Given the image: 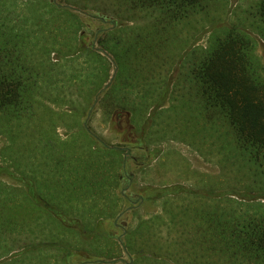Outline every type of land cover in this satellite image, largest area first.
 <instances>
[{
  "label": "trees",
  "instance_id": "1",
  "mask_svg": "<svg viewBox=\"0 0 264 264\" xmlns=\"http://www.w3.org/2000/svg\"><path fill=\"white\" fill-rule=\"evenodd\" d=\"M226 1L115 0L124 9L145 10L152 19L138 24L134 16L129 25L113 19L106 27L92 22L95 16L104 22L103 14L90 11L104 6L90 0H0V115L10 124L8 143L0 150V264H264V65L249 28L264 44V0L247 7L249 25L230 17ZM212 3L222 14L209 21L204 44L197 43L198 35L175 59L174 53L148 57L180 38L177 24L197 14L206 18ZM167 64L170 69L161 73ZM175 67L176 75L170 73ZM141 81L149 86L139 87ZM144 94V125L153 110L174 108L182 114L175 104L182 95L181 105H194L204 121L224 127L207 135L225 137L219 166L226 184L209 190L182 183L158 187L147 197L158 200L160 208L136 216L119 233L115 218L121 207L111 218L97 209L87 220L48 201L37 181L57 175L59 167L74 180L93 181L82 191L87 196L106 197L112 179L106 187L100 170L106 163L120 166L121 150L104 147L74 123L76 110L85 111L96 99L111 123L119 111L130 114L132 97ZM152 95L158 99L151 101ZM77 100L85 102L83 109ZM166 101L171 103L163 107ZM53 104L75 110H55ZM60 124L67 129L64 137H91L87 156L82 149L88 145L77 150L60 138ZM25 134L39 138L21 145L15 137ZM21 157L37 159L35 170L25 169ZM49 158L54 168H45ZM78 167L94 173L80 174ZM117 176L125 177L122 171ZM57 226L70 234L71 246L54 237ZM123 250L130 259L115 261Z\"/></svg>",
  "mask_w": 264,
  "mask_h": 264
},
{
  "label": "rangeland",
  "instance_id": "2",
  "mask_svg": "<svg viewBox=\"0 0 264 264\" xmlns=\"http://www.w3.org/2000/svg\"><path fill=\"white\" fill-rule=\"evenodd\" d=\"M56 1L63 2L64 0ZM253 1L254 0H227L225 7L232 11L230 17L233 20L235 15H237L244 18V22L249 25L251 19L246 17V9ZM90 3L104 6V9L90 10L91 15H98L99 17V15L103 14L105 17L103 23L99 22L98 18H95L97 16L92 17L91 20L95 26L104 25L107 27L110 21H114L113 19H116L117 21L119 20L129 25L133 23L131 19L134 20V18H132L134 16L137 18L136 22L138 24L145 23L146 21L149 22L152 19L150 15L148 16L145 10L124 9L123 6H119L118 4L120 3H116L115 0H90ZM209 10L210 13L206 18H204L203 14H197L177 24V26H175L178 29L176 32L181 39H172V44L167 46V48H161L163 52L165 51L164 53L161 52V54H157L156 49L154 52L147 54L148 57L154 59V57L157 55V57L154 59L156 60L161 59L160 56L164 57V54H166L165 56L170 58L168 55L170 53H174V57L172 59H175L176 52L181 51L180 47H182L186 42H191L193 37L198 35L201 36V39L198 40L197 43L204 44L207 37L206 30L209 29L211 24L209 21L215 19L217 13L220 15L222 14V11L216 9L213 3L209 6ZM203 27L204 29H202ZM249 28L254 31V35L258 39L256 51L260 55L264 65V44L257 36L256 29H252L251 24L249 25ZM169 30L171 32L173 31L172 29L168 28L166 29V32L169 33ZM95 47H98L97 43H95ZM162 59H165V57ZM162 64L163 62L161 63L160 67ZM169 69L170 66L167 64L163 67L161 73H165V70ZM179 70L180 72L184 71V67L182 66L179 68ZM177 71L178 67H175L171 69L170 73L176 75ZM127 74L128 73H126V75ZM128 75H130V73ZM110 79L111 76L108 80ZM107 82H105L103 85L106 84L107 86ZM131 82L132 81H130V83ZM136 84H138L137 80ZM148 86V82L141 81L139 87H143L145 89ZM104 88L102 86L101 89L98 90V93L100 94ZM179 91L182 92V90ZM109 94L115 95L116 92L112 91L111 89ZM118 95L120 96L121 93L119 92ZM181 98L182 95H179L177 100H175L177 102L175 104L179 106V111H182V114L178 113V110L174 108L166 109L164 112L163 109L165 108H162L161 110H153L151 118L148 120L147 124L143 125V109L144 105L147 104L148 94H144L142 98L138 96L132 97V100L134 101L129 102V119L136 130L134 136H139L137 137V140H134L135 137H122L128 131V126L124 124L126 111H119L114 114L109 126L102 123L99 107L93 113L90 119L92 126L103 136L106 141H108V143L129 147L135 156L138 155L136 160L130 157L127 159L129 171L134 172L135 175V177L133 176L134 179L132 183L127 186V180L125 178H122L119 183L118 190L125 196V199L122 200L121 203V209L123 210L115 218L119 226L116 229L118 233L120 232L121 227L123 228L128 221L130 222V220H134L136 216L140 215L145 217L151 212V210H158V208H160L158 200L152 201L147 197L150 194H155L158 187L177 184V182H174L177 179L186 180L185 183L192 187L199 189L207 188L208 190L216 186H222V183L226 184V179L228 178L220 174L221 170L219 166V158L224 153V149L220 146V143L223 142L225 137H209L207 135L208 133H214V135H217L219 131H224V127L218 125L217 122L209 123L204 121L202 115L197 113L198 110L194 107V105H181ZM156 99H158V97L152 95L151 101ZM84 103V101H79L80 105L78 104V106L83 109ZM93 103L97 104L96 99L93 100L91 104L94 105ZM169 103L171 102L166 101L165 106H168ZM53 106L57 108V110H65L66 112L70 113H73V110H75L73 108H70V110L65 104H53ZM76 111H79L77 116H79L82 122H84L87 118L89 107L85 111ZM180 116H182V118ZM186 118H188V120ZM3 121L4 117L0 115V150L3 149L8 143L7 129L10 127L9 123L4 124ZM66 130L67 129L65 126L59 125V127H57V132L61 135H64ZM17 134L19 133L8 135L13 137ZM34 138L39 137H32L28 134H25V137H15V139L18 140L21 145H23V142L24 144H29V142L32 143ZM41 138L43 137H40V139ZM123 138L125 140H123ZM136 142L142 143V147H138L137 145L134 146V143ZM227 144L228 143H226V146L228 147ZM66 145H75L76 149L78 150L80 148L79 145H87V141L84 137H70L66 139ZM144 146L148 149L147 151L146 149L143 150ZM61 148L62 144H60V149ZM52 150L53 149L50 151ZM145 151L150 153L151 156L153 155V157L152 159L148 157L147 164H149V167L144 166L140 168V166H136V164L142 160L141 154L145 153ZM154 154H157L156 158L154 157ZM21 160L23 167L28 171H34L37 167L34 163L37 159H33V161H31L30 158L21 157ZM10 161L11 164L13 163L16 165L14 163V159ZM15 161L19 166H22L21 163H19V159L18 161L15 159ZM53 161L54 159L52 158L46 160L44 164L48 166L45 168H54L52 165ZM63 170L64 168L59 167L56 171L57 175L48 173L43 175L42 178L37 181L38 189L45 195L48 201L54 203L57 206L59 205L68 213L77 212L79 214L78 217L82 219L85 217L86 212L96 213L97 209H101L103 212H107L109 210L112 201L87 204L81 203L76 196L71 195L69 190L71 186L78 185L79 182H81L80 184L89 182V178L86 177L82 180H74ZM234 177H236V175H234ZM223 180H225V182ZM230 180H232L231 182L234 181V179ZM205 199L206 198H202V200ZM89 205H94L96 208L92 206L89 207ZM61 228L57 226V229H54L57 231L54 237L61 236L57 240L61 244H68L71 246L72 242L70 240V234L68 232H64L63 228ZM87 245L92 247L90 244ZM114 259L115 261L129 260L130 254L122 252L121 255ZM82 264L90 263L85 262Z\"/></svg>",
  "mask_w": 264,
  "mask_h": 264
},
{
  "label": "crops",
  "instance_id": "3",
  "mask_svg": "<svg viewBox=\"0 0 264 264\" xmlns=\"http://www.w3.org/2000/svg\"><path fill=\"white\" fill-rule=\"evenodd\" d=\"M96 106H97L96 103L94 105L90 104L89 111H88V114H87V118H86V120L84 122H82V120L79 118V116H76V118L73 119L74 123H78V124L80 123L82 125V127L84 128V130L86 131V133L89 134V135H91L92 138H94L97 141H99V143L101 145H103L104 147H112L114 149H120L121 150V148L119 147V145H113V144L108 143V141H106L103 138V136L92 126L90 119H91L93 113L98 108V106L97 107ZM53 108L55 110H57V108H55L54 106H53ZM165 110L166 109H163V112ZM100 115H101L100 118H101L102 123H104L107 126H109V124H110L109 120L102 114V112L100 113ZM60 126H65V125L60 124ZM57 127H59V125ZM73 127H77V125H75ZM59 135L61 136L60 137L61 139L70 138V137H64L65 135H61L60 133H59ZM84 138L86 139L88 146H84L85 148H83L82 150L85 152V156H87V154L89 152L88 150H90V149L92 150L93 149V143L91 141V137H84ZM156 155L157 154H155V158H156ZM103 158H104V156L102 155V159ZM120 163H121L120 166H119V164L117 162L115 164H113L112 166H109V163H106V165H104L101 168V170H100L101 171L100 174L103 173L102 171H105V179L104 180L106 181V183H105V186L106 187L109 184L108 183V178H111L112 179L111 183L109 184L110 185V192L107 190L106 197L97 198V197H93L91 195H88L87 196V194H85V192H82L84 190H87V186L88 185H90L92 187L93 181L86 182L84 184H80L81 182H79L78 185L71 186L69 188L71 195L76 196L77 199L81 203H87V204L94 203V202H107V201H112V204H111L109 210L104 213V214H106V216L108 218H111V215H113V213H116L118 211V209L121 207L122 200H124L123 197L120 196V191L118 190L119 183L121 181V177H118L117 176V173H120L121 171L123 172V169H124V157H123V154H122V150L120 151ZM144 166H148L149 167V164L145 163L142 166H140V168H142ZM76 171H78L80 174L83 173L85 175H90V176H92L93 173H94V170L93 169H87V170H85V168H83V167H81V168L78 167V169H76ZM107 171H109V173H111V176L110 177H108V174H107L108 172ZM101 176H102V174L100 175V178H101ZM133 176L135 177L134 172L131 173V183H132V181L134 179ZM116 177L118 179V182L115 181V178ZM80 179L82 180V176H80ZM185 181L186 180L177 179L174 182H177V183H182L183 182L182 184H186ZM72 214L77 215V216L79 215L77 212H72ZM94 216H95V213L86 212L84 219L90 220ZM130 221H132V220H130ZM123 249H124V247H123ZM123 252H125V251L123 250Z\"/></svg>",
  "mask_w": 264,
  "mask_h": 264
},
{
  "label": "flooded vegetation",
  "instance_id": "4",
  "mask_svg": "<svg viewBox=\"0 0 264 264\" xmlns=\"http://www.w3.org/2000/svg\"><path fill=\"white\" fill-rule=\"evenodd\" d=\"M116 114V113H115ZM113 116H114V114H113ZM130 114L129 113H127L126 112V118H125V122H124V124L126 125V126H128V131H127V133H125V135L124 136H122V137H135L134 138V140H137V137H139V136H134L135 135V132H136V130H135V128H134V126L131 124V122H130ZM144 125V124H143ZM132 128V129H130V128ZM123 140H125L124 138H123ZM138 146V147H142V143H138V142H136V143H134V146ZM119 147L121 148V150H122V154H123V157H124V169H123V173H124V178L127 180V186H129L130 184H131V171H129V167H128V164H127V159H128V157H130V158H134L135 160L137 159V156H135L134 155V153H132V151H131V148H129V147H125V146H120L119 145ZM146 149V151L148 150L145 146L143 147V150H145ZM145 151V153H143V154H141L142 156V160H140L139 162H138V164H136V166H142L143 164H145V163H147V161H148V157L150 158V159H152V157H153V155L151 156V154L150 153H147ZM147 154V155H146ZM154 157H155V154H154ZM124 189V188H123ZM140 197V196H139Z\"/></svg>",
  "mask_w": 264,
  "mask_h": 264
},
{
  "label": "water",
  "instance_id": "5",
  "mask_svg": "<svg viewBox=\"0 0 264 264\" xmlns=\"http://www.w3.org/2000/svg\"><path fill=\"white\" fill-rule=\"evenodd\" d=\"M104 87H106V84H105V85H103V88H104Z\"/></svg>",
  "mask_w": 264,
  "mask_h": 264
}]
</instances>
